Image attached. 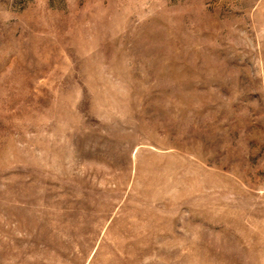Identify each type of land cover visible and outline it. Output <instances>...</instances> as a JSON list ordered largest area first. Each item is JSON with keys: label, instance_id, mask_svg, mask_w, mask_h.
<instances>
[{"label": "rangeland", "instance_id": "1", "mask_svg": "<svg viewBox=\"0 0 264 264\" xmlns=\"http://www.w3.org/2000/svg\"><path fill=\"white\" fill-rule=\"evenodd\" d=\"M0 264H264V0H0Z\"/></svg>", "mask_w": 264, "mask_h": 264}]
</instances>
